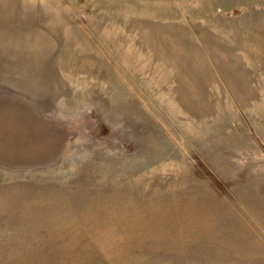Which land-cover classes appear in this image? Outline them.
Instances as JSON below:
<instances>
[{"label":"rangeland","instance_id":"obj_1","mask_svg":"<svg viewBox=\"0 0 264 264\" xmlns=\"http://www.w3.org/2000/svg\"><path fill=\"white\" fill-rule=\"evenodd\" d=\"M0 264H264V0H0Z\"/></svg>","mask_w":264,"mask_h":264}]
</instances>
